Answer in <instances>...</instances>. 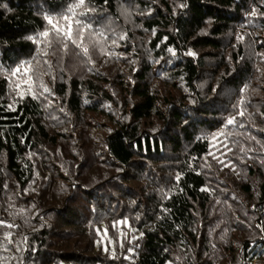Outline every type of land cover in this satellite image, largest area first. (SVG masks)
<instances>
[{
	"label": "trees",
	"instance_id": "1",
	"mask_svg": "<svg viewBox=\"0 0 264 264\" xmlns=\"http://www.w3.org/2000/svg\"><path fill=\"white\" fill-rule=\"evenodd\" d=\"M261 161L264 0H0V264H264Z\"/></svg>",
	"mask_w": 264,
	"mask_h": 264
},
{
	"label": "snow or ice",
	"instance_id": "2",
	"mask_svg": "<svg viewBox=\"0 0 264 264\" xmlns=\"http://www.w3.org/2000/svg\"><path fill=\"white\" fill-rule=\"evenodd\" d=\"M83 3H84V0H79V4H80V5H83ZM69 12L71 13V9L69 10ZM253 15H255V13H253ZM45 19L48 21V23H49L50 25H52V31H53V33L55 34V38H54V40L51 41V42H49L51 45H53V46H55V47H58L59 44H60L62 41H64V40H72L71 30H70V29H69L68 31H62V30L60 29V27H58V25H57L56 23H54L53 20H52L50 17H45ZM63 19H64L65 21H67L68 16H64ZM76 24H77V32H79V21H76ZM41 35H42L43 37L47 38V37L49 36V32L45 31V32H43ZM121 39H124V37H121ZM239 39L242 40L243 37L241 36V37H239ZM72 43L75 44L76 41H75V40H72ZM66 46H67V45H65V47H66ZM158 46H159V45H158ZM168 51H169V52H172V49L169 48ZM84 52H85V54H87L88 49L85 48V49H84ZM173 54H174V53H173ZM187 54H188V55H193V53H191V52H189V53H187ZM18 72H20V69H19V68H17L14 72H12V75H16V73H18ZM45 91H47V89H45ZM9 107H11V106L9 105ZM239 115H240V116H243L244 113H243V112H240ZM236 123H237V121H236V118H235V117L230 118V119L227 120V124H228V125H233V124H236ZM214 147H215V145H214ZM222 147H223V148H226L227 151H229V152L232 151V149H231V148H228L226 144H222ZM247 151H250V150H245V149H243V148L241 149V152H243L245 155H247ZM223 154H224V153L222 152L221 155H223ZM209 155H213V154L210 152ZM213 158H214V159H217L218 162H219L220 164H222L224 167H229V166H230V163H231V162H229V163H225V161H224L223 159H220L219 157H216V156H213ZM261 163L264 164V161H261ZM233 167H234V165H233ZM175 179H176V180H179V179H180L179 175H178ZM124 223H126V222H124ZM0 226H7V227H9V228H11V227H17V225H14V224H7V225H5V224H4V221H2V220H0ZM113 227H115V225H113ZM129 227H130V226H129ZM256 227H257V228H260L261 226H260L259 224H257ZM141 235H143V234H141ZM9 236H10V234H9ZM133 239H136V237H133ZM106 250H107V249H106ZM132 250H133V249H128V251H132Z\"/></svg>",
	"mask_w": 264,
	"mask_h": 264
}]
</instances>
